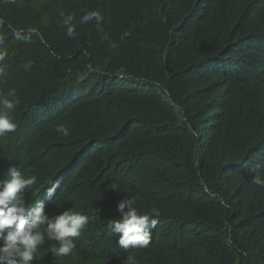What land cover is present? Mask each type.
I'll list each match as a JSON object with an SVG mask.
<instances>
[{"label": "trees", "instance_id": "trees-1", "mask_svg": "<svg viewBox=\"0 0 264 264\" xmlns=\"http://www.w3.org/2000/svg\"><path fill=\"white\" fill-rule=\"evenodd\" d=\"M0 51V180L17 167L29 210L92 218L32 264H264V0H0ZM124 197L157 220L146 248L107 228Z\"/></svg>", "mask_w": 264, "mask_h": 264}, {"label": "clouds", "instance_id": "clouds-1", "mask_svg": "<svg viewBox=\"0 0 264 264\" xmlns=\"http://www.w3.org/2000/svg\"><path fill=\"white\" fill-rule=\"evenodd\" d=\"M95 20L99 24L102 17L99 12L86 13L80 24H86ZM66 26V34L73 37L76 33V24L73 17L68 16L63 20ZM8 55L6 51H0V62ZM29 67V65H25ZM3 69L0 68V75ZM15 90H9L4 97H0V137L16 130L11 113L15 110L18 100ZM57 132L64 136L69 135V130L60 125ZM253 182L264 187V178L254 177ZM37 183V177L30 175L25 177L17 167L7 169V178L0 180V264H32L39 258L38 248L45 244V239L55 241L49 251L55 258L69 256L76 247L75 238L80 237L82 231L88 225L91 217L78 211L66 210L54 220H49L43 203L29 210L26 207L25 193L30 191ZM56 185L47 189V195L53 196ZM113 190L117 191L113 185ZM135 198H123L117 205L121 213V219H110L107 228L111 235H118V243L126 250L143 249L149 246L151 230L157 225V220L148 214H140L135 204ZM153 215L158 216L156 209ZM47 224L46 227L44 225ZM43 228V231L41 230ZM58 244V246H56ZM129 256L128 260L133 261Z\"/></svg>", "mask_w": 264, "mask_h": 264}]
</instances>
